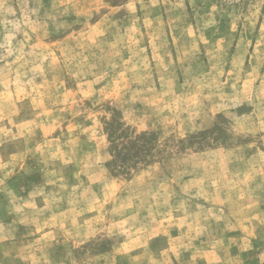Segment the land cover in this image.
<instances>
[{
    "label": "rangeland",
    "instance_id": "rangeland-1",
    "mask_svg": "<svg viewBox=\"0 0 264 264\" xmlns=\"http://www.w3.org/2000/svg\"><path fill=\"white\" fill-rule=\"evenodd\" d=\"M0 264H264V0H0Z\"/></svg>",
    "mask_w": 264,
    "mask_h": 264
}]
</instances>
